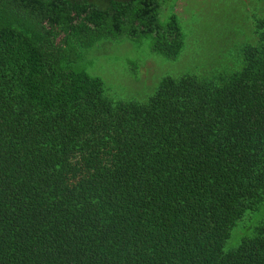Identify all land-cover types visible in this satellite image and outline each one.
<instances>
[{"label": "trees", "instance_id": "1", "mask_svg": "<svg viewBox=\"0 0 264 264\" xmlns=\"http://www.w3.org/2000/svg\"><path fill=\"white\" fill-rule=\"evenodd\" d=\"M158 10L0 0V264H264V12L234 70L163 77L144 102L75 70L121 37L175 61Z\"/></svg>", "mask_w": 264, "mask_h": 264}, {"label": "rangeland", "instance_id": "2", "mask_svg": "<svg viewBox=\"0 0 264 264\" xmlns=\"http://www.w3.org/2000/svg\"><path fill=\"white\" fill-rule=\"evenodd\" d=\"M264 12V0H159L158 21L175 15L184 47L175 61L151 51V38L131 41L121 37L97 44L75 65V70L99 77L105 95L114 101L144 102L159 81L185 74L234 70L240 47L250 39V22ZM234 230L224 250L238 245Z\"/></svg>", "mask_w": 264, "mask_h": 264}]
</instances>
